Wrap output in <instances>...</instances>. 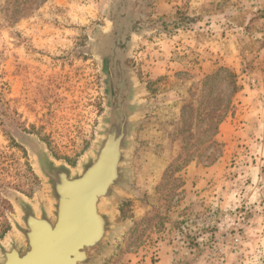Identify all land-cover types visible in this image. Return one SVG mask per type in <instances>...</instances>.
Returning a JSON list of instances; mask_svg holds the SVG:
<instances>
[{
	"label": "rangeland",
	"instance_id": "374dc122",
	"mask_svg": "<svg viewBox=\"0 0 264 264\" xmlns=\"http://www.w3.org/2000/svg\"><path fill=\"white\" fill-rule=\"evenodd\" d=\"M23 1L0 0V240L12 194L45 198L30 141L72 167L92 147V46L117 6L140 27L128 63L148 106L117 207L129 226L103 264H264V0H32L12 19ZM217 100L231 107L214 134Z\"/></svg>",
	"mask_w": 264,
	"mask_h": 264
},
{
	"label": "water",
	"instance_id": "95a60500",
	"mask_svg": "<svg viewBox=\"0 0 264 264\" xmlns=\"http://www.w3.org/2000/svg\"><path fill=\"white\" fill-rule=\"evenodd\" d=\"M107 20L92 46L105 95L93 145L72 167L30 141L45 198L12 194L17 215L13 232L0 240V264H103L129 226L117 207L134 191L133 149L148 106L128 63L140 27L117 6Z\"/></svg>",
	"mask_w": 264,
	"mask_h": 264
},
{
	"label": "trees",
	"instance_id": "16d2710c",
	"mask_svg": "<svg viewBox=\"0 0 264 264\" xmlns=\"http://www.w3.org/2000/svg\"><path fill=\"white\" fill-rule=\"evenodd\" d=\"M32 2H33L32 0H24L23 3H22L21 8L18 7L16 9L15 13H13L12 19H17L16 15H19V16L25 15L29 11V9H30L29 7H30V4ZM38 4H39V2H36V6ZM217 76H218V73L213 75L211 77V79L213 80ZM227 76H228V78H230L229 84L232 87V92L236 93L238 91V88H239V86L237 84L236 74L231 72V71H228L227 72ZM229 102L230 103H228V104H223L222 101L217 100L218 104L216 106H214L212 108H208L207 114H204L205 117L207 115L209 117V122H208L209 128L207 130L213 128L214 129V134H217L218 128H219V124L223 121V119L225 118L227 112L229 111V108L231 107V101H229ZM221 103H222V105H221ZM207 132H209V131H207Z\"/></svg>",
	"mask_w": 264,
	"mask_h": 264
}]
</instances>
